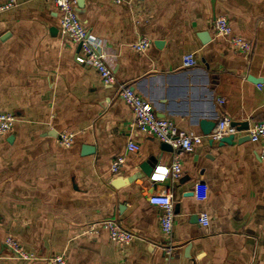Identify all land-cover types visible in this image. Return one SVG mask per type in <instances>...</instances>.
Here are the masks:
<instances>
[{
    "label": "crops",
    "instance_id": "obj_1",
    "mask_svg": "<svg viewBox=\"0 0 264 264\" xmlns=\"http://www.w3.org/2000/svg\"><path fill=\"white\" fill-rule=\"evenodd\" d=\"M75 2L117 80L158 117L196 133L201 119L226 116L248 128L264 119V0ZM219 15L252 45L247 56L215 35ZM141 37L150 46L135 52L131 44ZM78 51L60 32L52 0H15L0 13V111L16 118L0 135V264H46L57 254L66 264H264L262 145L242 140L246 129L230 142L205 140L180 153L177 180L154 179L177 151L134 127L116 86L77 63ZM185 53L194 54L195 67H182ZM63 131L75 135L68 147L58 141ZM128 141L138 150L128 151ZM118 156L125 160L112 172ZM165 191L174 204L169 236L148 201ZM105 220L135 238L111 241L101 226L86 232ZM6 237L36 259H15Z\"/></svg>",
    "mask_w": 264,
    "mask_h": 264
},
{
    "label": "built area",
    "instance_id": "obj_2",
    "mask_svg": "<svg viewBox=\"0 0 264 264\" xmlns=\"http://www.w3.org/2000/svg\"><path fill=\"white\" fill-rule=\"evenodd\" d=\"M121 1L123 0H114L116 3H120ZM52 3L58 13L60 32L79 46L75 61L94 68L103 84L116 86L117 96L130 107L134 117L133 125L140 133L153 136L161 143H166L177 151L169 167H156V171L152 175L154 179L163 180L167 175H170L172 179L177 180L181 175L180 153L192 151L205 140L219 142L224 137L235 136L242 132L226 116L220 117L208 134L183 130L172 120L158 117L151 103L144 100L127 83L117 80L112 67L99 50V41L89 35L78 17L75 0H52ZM14 4L15 0H8L0 4V13L10 9ZM213 30L217 37L226 39L230 46L242 55L247 56L250 53L252 45L244 38L232 33L228 19L225 16L219 15L214 18ZM150 43L149 38L141 37L131 44V48L135 52H144L148 49ZM197 63V59L192 53H185L182 56V67L184 68L195 67ZM217 101L218 103H222L223 99L218 98ZM15 120L16 118L13 113L0 111V135L8 134L12 130ZM244 132L251 142L260 143L264 148V119L253 124L250 128L244 130ZM74 137L73 133L63 131L59 134L58 141L63 146L68 147L72 144ZM126 147L128 151L138 150V145L133 141H128ZM124 160L123 156L116 157L111 163L110 170L117 172ZM148 201L151 205L157 206L160 209V228L166 236H169L174 219V204L171 193L165 191L153 194L149 197ZM200 223L204 226L208 224L206 213H200ZM99 226L107 230L111 241L129 244L135 238L132 232L124 229L112 220H105L99 224L90 225L86 232L88 234L97 233ZM4 245L17 260L29 261L36 259L35 255L25 251L19 242L11 237L5 238ZM173 249L174 247L170 245L167 247L166 252L172 253ZM46 264H66V259L63 255L57 254L48 257Z\"/></svg>",
    "mask_w": 264,
    "mask_h": 264
},
{
    "label": "water",
    "instance_id": "obj_3",
    "mask_svg": "<svg viewBox=\"0 0 264 264\" xmlns=\"http://www.w3.org/2000/svg\"><path fill=\"white\" fill-rule=\"evenodd\" d=\"M79 2V0H78ZM80 4V2L78 3ZM216 122L214 120H208V119H201L200 120V126H201V130H202V133L203 134H208L212 129L213 127L215 126ZM233 125H235L239 130H242V129H247L248 128V125L246 124H242V125H239V123H232ZM239 126V127H238ZM234 138V136H228V137H224L223 139H221L220 141L221 142H230L232 141ZM245 139H248V136H245L243 137L242 140H245ZM212 142V141H211ZM162 149L163 150H171L172 148L170 147V145L166 144V143H162ZM147 166V167H146ZM146 166H142L141 168L147 173L149 174L151 172V166L149 163H146ZM189 248V246L187 247V249ZM186 249V250H187Z\"/></svg>",
    "mask_w": 264,
    "mask_h": 264
}]
</instances>
